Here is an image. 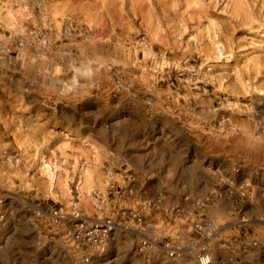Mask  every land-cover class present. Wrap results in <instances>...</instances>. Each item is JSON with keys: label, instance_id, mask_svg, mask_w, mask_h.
Here are the masks:
<instances>
[{"label": "rangeland", "instance_id": "374dc122", "mask_svg": "<svg viewBox=\"0 0 264 264\" xmlns=\"http://www.w3.org/2000/svg\"><path fill=\"white\" fill-rule=\"evenodd\" d=\"M130 164L150 209L68 247ZM0 192V264H264V0H0Z\"/></svg>", "mask_w": 264, "mask_h": 264}, {"label": "built area", "instance_id": "2783aa9c", "mask_svg": "<svg viewBox=\"0 0 264 264\" xmlns=\"http://www.w3.org/2000/svg\"><path fill=\"white\" fill-rule=\"evenodd\" d=\"M106 191L101 198L95 191H92V195L95 198H99L102 201L104 206L107 205L108 209H103L104 211L101 215L90 221L77 218V216L70 217L71 224L68 234L66 236V244L70 248L80 247L85 248L87 252L89 251H99L103 253L107 247L110 235L114 230L115 223L114 219L110 216L119 215L120 217L135 219L142 212L148 211L151 205V202H147L141 198H135L134 206H127V200L133 199L134 192L132 189L133 178L129 172L125 169H122L117 174H108L106 175ZM6 202V195L0 192V222L3 221L5 214L2 212V209ZM111 202H114L110 205ZM112 206V207H111ZM115 210V213H111V209ZM167 211L168 209L163 208ZM36 215L39 216L42 214L40 210H37ZM47 218L50 223L57 224L63 220V215L61 210L58 209H49L47 212ZM153 243L149 240H142L139 242L140 250H147L153 247ZM165 250L167 251V256L174 257L176 254V249L166 245ZM91 257L88 253L82 255V263L90 264ZM195 264H211V256L204 250H200L195 254L194 257Z\"/></svg>", "mask_w": 264, "mask_h": 264}, {"label": "crops", "instance_id": "0c3cea01", "mask_svg": "<svg viewBox=\"0 0 264 264\" xmlns=\"http://www.w3.org/2000/svg\"><path fill=\"white\" fill-rule=\"evenodd\" d=\"M236 158V156H229L228 159H226L228 162L226 163L225 166H218L217 169H215L213 171V175H218L220 173H230L231 171V162L234 161ZM195 166V165H194ZM192 166V167H194ZM129 172V174L132 176L133 178V183H132V189H133V192H134V196H133V199L131 200H127V206H134L135 205V198H137L141 192V187H142V184H141V181L144 180L146 176V174H148L147 172L144 173V174H139L137 169L132 165H127L126 167H122L121 165L119 167L115 166V165H112V166H109V169L106 171V175L108 174H117L119 171H121L122 169H125ZM222 171V172H221ZM203 173V172H201ZM208 178V176H207ZM187 195V194H186ZM140 197V196H139ZM114 202H111L110 204H113ZM111 210H113V208H110ZM165 209H167V207H165ZM120 219H127L125 217H120ZM110 243V242H109Z\"/></svg>", "mask_w": 264, "mask_h": 264}]
</instances>
